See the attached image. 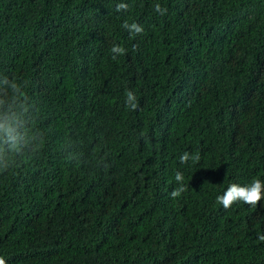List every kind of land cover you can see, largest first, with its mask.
Wrapping results in <instances>:
<instances>
[{"label":"trees","instance_id":"trees-1","mask_svg":"<svg viewBox=\"0 0 264 264\" xmlns=\"http://www.w3.org/2000/svg\"><path fill=\"white\" fill-rule=\"evenodd\" d=\"M254 179L264 0H0L6 264H264V197L216 202Z\"/></svg>","mask_w":264,"mask_h":264},{"label":"clouds","instance_id":"clouds-1","mask_svg":"<svg viewBox=\"0 0 264 264\" xmlns=\"http://www.w3.org/2000/svg\"><path fill=\"white\" fill-rule=\"evenodd\" d=\"M127 8L128 5L125 3H119L116 6L117 11H121V10L126 11ZM155 11L163 15L166 10L162 9L161 5L157 3L155 5ZM123 27L125 29H128L130 33L139 34L143 32V27L136 23L128 24L127 22H125L123 24ZM111 52L114 54L112 56V59L115 60L118 55L124 54L125 49L119 45H113L111 48ZM125 96H126V100H125L126 106L130 107L132 110H136L137 101L135 94L130 90H126ZM179 159H180V163L184 164L187 163L190 159L194 162H198L200 156L198 153L192 155L188 152H184ZM183 179H184L183 174L177 171L175 174V180L181 186L176 187L175 189L172 190V192L170 193L172 198L180 197L181 194L186 191V188L182 186ZM262 197H264V182H262L259 179H254L249 185H245V186H241L237 183L229 184L227 190L222 195H218L216 197V202L218 204H222L225 209L231 207L233 203L237 201H243L244 203L255 207L261 201ZM259 239L261 241H264V235L259 236ZM0 264H6L5 259L2 256H0Z\"/></svg>","mask_w":264,"mask_h":264}]
</instances>
